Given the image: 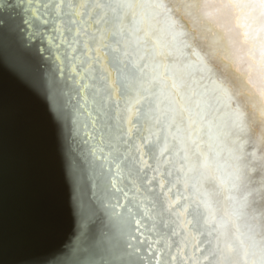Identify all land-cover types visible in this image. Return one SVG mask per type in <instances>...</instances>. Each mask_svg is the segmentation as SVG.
<instances>
[{
  "label": "snow or ice",
  "instance_id": "obj_1",
  "mask_svg": "<svg viewBox=\"0 0 264 264\" xmlns=\"http://www.w3.org/2000/svg\"><path fill=\"white\" fill-rule=\"evenodd\" d=\"M207 71L170 0H0V77L39 108L0 102V217L68 224L15 264H264V147Z\"/></svg>",
  "mask_w": 264,
  "mask_h": 264
},
{
  "label": "bare ground",
  "instance_id": "obj_2",
  "mask_svg": "<svg viewBox=\"0 0 264 264\" xmlns=\"http://www.w3.org/2000/svg\"><path fill=\"white\" fill-rule=\"evenodd\" d=\"M170 2L189 42L207 65L208 71L201 84L211 87L214 80L225 86L243 114V129L249 132V143L258 139L256 146L264 147V61L261 60L264 30H259L255 39L251 36L245 39V28L240 21L241 8L234 6H244L243 11L249 13L248 23L264 29V0ZM196 75L200 76V73Z\"/></svg>",
  "mask_w": 264,
  "mask_h": 264
},
{
  "label": "water",
  "instance_id": "obj_3",
  "mask_svg": "<svg viewBox=\"0 0 264 264\" xmlns=\"http://www.w3.org/2000/svg\"><path fill=\"white\" fill-rule=\"evenodd\" d=\"M174 12L177 13L178 10H174ZM206 16L208 15L204 17ZM107 72L112 73L116 81L119 82L120 66L113 61L111 56L107 57L106 74ZM0 102H2L4 106L22 104L33 112H39L38 106H35L32 101L21 96L16 86L11 80H7L6 77H0ZM248 133L249 132H247L245 128L242 129V138L249 143L250 136ZM251 138L253 139L254 137L251 135ZM255 141L256 140H250V144ZM257 141L254 145H256ZM262 142L264 144V139H262ZM27 210V205L22 202L19 208L20 217H18L15 199L10 196L5 201L4 213L3 216L0 217V243H2L4 264H15L18 258L27 251H37L42 254L52 252L60 246L64 236L68 232V224L65 223L53 234L43 238L24 234L20 223H22L23 215Z\"/></svg>",
  "mask_w": 264,
  "mask_h": 264
}]
</instances>
